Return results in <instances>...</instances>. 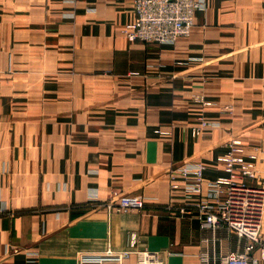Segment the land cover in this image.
I'll return each instance as SVG.
<instances>
[{"label":"crops","instance_id":"obj_1","mask_svg":"<svg viewBox=\"0 0 264 264\" xmlns=\"http://www.w3.org/2000/svg\"><path fill=\"white\" fill-rule=\"evenodd\" d=\"M134 19V0H0V264H78L132 235L124 264L243 248L180 214L196 197L169 184L186 163L223 176L233 140L264 148V0H207L172 44L129 42Z\"/></svg>","mask_w":264,"mask_h":264},{"label":"built area","instance_id":"obj_2","mask_svg":"<svg viewBox=\"0 0 264 264\" xmlns=\"http://www.w3.org/2000/svg\"><path fill=\"white\" fill-rule=\"evenodd\" d=\"M135 19L124 26L123 34L129 42L172 44L180 38H187L194 25L195 14L207 7V0H134ZM205 127L206 124L202 123ZM214 126V125H213ZM200 130L193 132L198 135ZM161 133V132H160ZM241 142L233 140L228 151L218 158L224 175L215 180H205V165L199 162L186 163L175 168L180 180L173 176L169 193L196 197L185 201L179 213L184 215L197 212L202 229L212 233L225 228L239 240L244 241L241 250L229 251L218 259L202 254L199 264H260L264 260V246L260 231L264 212V188L249 183L255 176V165L248 162ZM189 200V198H186ZM145 206L143 198L125 197L119 200L120 210H141ZM136 245V236L130 237L129 249L122 252L108 251L102 254H83L80 264L88 259H98L104 264L111 260L116 264L129 258ZM255 250L260 257L253 256ZM137 264H152L158 261L157 255L150 252H137Z\"/></svg>","mask_w":264,"mask_h":264},{"label":"rangeland","instance_id":"obj_3","mask_svg":"<svg viewBox=\"0 0 264 264\" xmlns=\"http://www.w3.org/2000/svg\"><path fill=\"white\" fill-rule=\"evenodd\" d=\"M239 141V140H238ZM242 145V144H241ZM259 149V152H258V158H264V148H262V147H260V148H258ZM245 156H247V155H245ZM248 156H250V155H248ZM247 156V157H248ZM253 156H255V158H248L247 159V161L248 162H250V163H252V164H254L255 165V176H256V178L255 179H253L251 182L252 183H254V184H259L260 185V187H262V188H264V171L263 170H261V168H260V163L258 164V161L260 160H258V158H257V156L256 155H253ZM217 160H218V158H217ZM262 167V166H261ZM261 171H263V172H261ZM144 209V208H143ZM143 209H141V210H143ZM263 218H264V214H263ZM260 239H261V243H262V245L264 246V240L262 239V230H261V235H260ZM174 254V253H173ZM126 260H128V258L127 259H125V261L123 262V263H125V262H127ZM135 264H137V258H136V262H135ZM152 264H162V261H160V262H156V263H152Z\"/></svg>","mask_w":264,"mask_h":264},{"label":"bare ground","instance_id":"obj_4","mask_svg":"<svg viewBox=\"0 0 264 264\" xmlns=\"http://www.w3.org/2000/svg\"><path fill=\"white\" fill-rule=\"evenodd\" d=\"M263 219V218H262ZM261 226H262V222H261ZM260 235H261V231H260ZM131 250V249H130ZM108 251H111V252H115V251H113L112 249H107V250H105L104 252H102V253H106V252H108ZM132 251V250H131ZM139 252H146V251H139ZM102 253H98V254H102ZM118 253V252H117ZM133 253V252H132ZM132 253H131V255H132ZM150 253H154V254H156L157 255V258H158V261L157 262H160V257H159V254H157V253H155V252H150ZM134 254H136V258H137V261H138V255H137V252H134ZM81 255H83V254H80L79 255V258H78V264H80L79 262V260H80V256ZM131 255L129 256V258L131 257ZM128 258V259H129ZM110 261L109 262H111L110 264H116L115 263V261H113V260H111V259H109ZM125 261V260H124ZM123 261V262H124ZM127 261V260H126ZM123 262H121L120 263V261L118 262V264H124ZM154 263H156V262H154ZM83 264H104V263H102L100 260H99V258L98 259H88V260H86Z\"/></svg>","mask_w":264,"mask_h":264}]
</instances>
